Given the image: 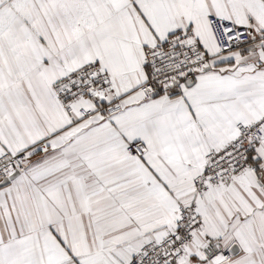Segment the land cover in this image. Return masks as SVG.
I'll return each mask as SVG.
<instances>
[{"label":"snow or ice","instance_id":"6c2138e0","mask_svg":"<svg viewBox=\"0 0 264 264\" xmlns=\"http://www.w3.org/2000/svg\"><path fill=\"white\" fill-rule=\"evenodd\" d=\"M0 264H264V0H0Z\"/></svg>","mask_w":264,"mask_h":264}]
</instances>
